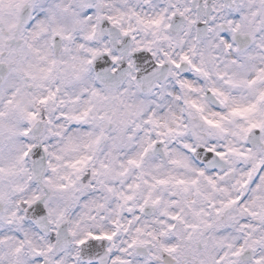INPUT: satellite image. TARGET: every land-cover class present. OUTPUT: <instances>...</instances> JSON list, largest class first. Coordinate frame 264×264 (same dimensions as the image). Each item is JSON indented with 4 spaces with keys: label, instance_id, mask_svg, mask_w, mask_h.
<instances>
[{
    "label": "clouds",
    "instance_id": "obj_1",
    "mask_svg": "<svg viewBox=\"0 0 264 264\" xmlns=\"http://www.w3.org/2000/svg\"><path fill=\"white\" fill-rule=\"evenodd\" d=\"M193 3L0 0V264H264V0Z\"/></svg>",
    "mask_w": 264,
    "mask_h": 264
},
{
    "label": "snow or ice",
    "instance_id": "obj_2",
    "mask_svg": "<svg viewBox=\"0 0 264 264\" xmlns=\"http://www.w3.org/2000/svg\"><path fill=\"white\" fill-rule=\"evenodd\" d=\"M40 11L37 13L36 19H42L44 17V12H45V6L43 4L39 5ZM193 9L199 10L200 9V5L198 3V0H194L193 3ZM193 9H186V11H188L189 13L192 12ZM92 12V9L89 8L87 10V12L85 13L86 16H90ZM173 15L175 16L176 14L173 13ZM184 16V12H181L179 14V17H176L177 20L180 19V17ZM235 19H239V17L237 15H233L231 17L228 18L227 23L229 25H232V21ZM194 22V21H190ZM153 23H159V20L153 21ZM197 23V29H204L205 26H207L208 30L211 31L213 25L216 24V20L215 18H213L212 20H209L207 18V16H205V18L201 21L196 22ZM107 25V22H105V26ZM95 30L94 26H93V31ZM233 33H236V35H233ZM124 35H127V32L124 33ZM218 38L219 40L224 42V46L229 48L230 50L235 48V51L233 52V55H237L241 49H243L246 45H247V37L242 36L241 34H239V25H235L232 26L230 28V30L228 28H223L222 30L219 31L218 33ZM238 45V47H236ZM95 54V53H94ZM134 58L137 62L138 65L140 64H144L147 57L143 54H133ZM119 56L115 53V52H109L107 49H105V54L103 57V63L101 62H97V68L98 69H103L105 67H107L108 65H112V72L115 74L116 72H119L122 68L127 67V64H124L123 62H121L120 67L117 68L116 67V61L119 60ZM183 59H187V57H183ZM131 63V61H129V64ZM150 70V69H149ZM260 73L262 75H264V69L260 70ZM250 83H255V81H250ZM261 101H264V92L260 93V96L258 98ZM251 107H255V105H252ZM250 108H246L244 109V112L246 111H250ZM235 112H238L239 114L243 115L244 112H241L240 109H235ZM261 127V125L259 123L253 122L249 125V128L246 129V131H252L254 129H259ZM256 135L259 136V131L256 132ZM251 139V137H250ZM255 143L260 146V147H264V145H260L259 141H255ZM215 151V149H209L208 150V155L211 156L212 152ZM231 151V149H230ZM217 156L223 157L224 153L217 151L216 152ZM36 156H39V150L37 149L36 151ZM264 170V169H262ZM30 211L33 212V214L37 217L43 216L44 215V207L42 205H36V207L34 209H30ZM177 217H174L173 219H176ZM56 237H51V239H55ZM80 244H83L84 241H79ZM100 249L97 248V244L95 241H92L89 243L88 249H87V254L89 256H92L94 254H96ZM173 249L171 248H166L165 251H172ZM240 252H243V249H239L235 252H233V255H239ZM249 253L244 252V255L241 256V260H245L248 257ZM37 259H40V257H37ZM169 264H171V261H169Z\"/></svg>",
    "mask_w": 264,
    "mask_h": 264
}]
</instances>
